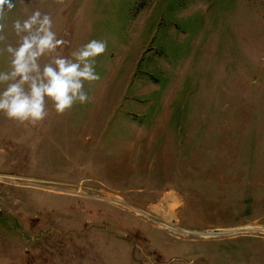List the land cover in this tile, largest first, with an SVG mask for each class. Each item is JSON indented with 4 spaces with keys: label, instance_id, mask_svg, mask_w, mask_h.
<instances>
[{
    "label": "rangeland",
    "instance_id": "obj_1",
    "mask_svg": "<svg viewBox=\"0 0 264 264\" xmlns=\"http://www.w3.org/2000/svg\"><path fill=\"white\" fill-rule=\"evenodd\" d=\"M2 7L0 70L36 10L66 42L41 66L107 49L88 102L0 114V264H264V0Z\"/></svg>",
    "mask_w": 264,
    "mask_h": 264
},
{
    "label": "clouds",
    "instance_id": "obj_2",
    "mask_svg": "<svg viewBox=\"0 0 264 264\" xmlns=\"http://www.w3.org/2000/svg\"><path fill=\"white\" fill-rule=\"evenodd\" d=\"M5 4L7 11L15 8V0H0V12ZM12 30L19 41L18 46L3 49L10 61L8 70H0V114L20 124L37 125L47 115L48 101L57 114L88 102L84 82L99 79L95 59L105 53V41L90 40L70 58L57 55L41 66L42 57L66 43L53 30L51 16L36 10L26 19H16Z\"/></svg>",
    "mask_w": 264,
    "mask_h": 264
},
{
    "label": "bare ground",
    "instance_id": "obj_3",
    "mask_svg": "<svg viewBox=\"0 0 264 264\" xmlns=\"http://www.w3.org/2000/svg\"><path fill=\"white\" fill-rule=\"evenodd\" d=\"M166 205H167V208L169 209V211L171 212V210H173V208L175 206H177V203H176L175 199L172 196H169ZM167 219H168L167 223H169L171 221V216L169 218H167ZM165 227L170 228V226L167 225V224H165ZM251 229H253V228H251ZM239 230H248V228L247 227L246 228H240ZM229 232H233V231L232 230H227V231H223L222 233H229ZM204 236H206V235H204Z\"/></svg>",
    "mask_w": 264,
    "mask_h": 264
},
{
    "label": "trees",
    "instance_id": "obj_4",
    "mask_svg": "<svg viewBox=\"0 0 264 264\" xmlns=\"http://www.w3.org/2000/svg\"><path fill=\"white\" fill-rule=\"evenodd\" d=\"M142 6V4L141 5H139V7H141Z\"/></svg>",
    "mask_w": 264,
    "mask_h": 264
}]
</instances>
